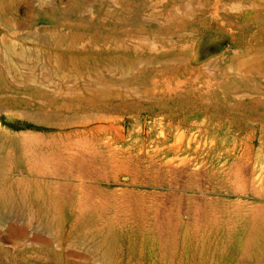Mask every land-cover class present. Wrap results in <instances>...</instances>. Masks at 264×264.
<instances>
[{"label": "rangeland", "instance_id": "374dc122", "mask_svg": "<svg viewBox=\"0 0 264 264\" xmlns=\"http://www.w3.org/2000/svg\"><path fill=\"white\" fill-rule=\"evenodd\" d=\"M0 264H264V0H0Z\"/></svg>", "mask_w": 264, "mask_h": 264}, {"label": "trees", "instance_id": "16d2710c", "mask_svg": "<svg viewBox=\"0 0 264 264\" xmlns=\"http://www.w3.org/2000/svg\"><path fill=\"white\" fill-rule=\"evenodd\" d=\"M31 127V126H30ZM28 129H31V128H28Z\"/></svg>", "mask_w": 264, "mask_h": 264}]
</instances>
